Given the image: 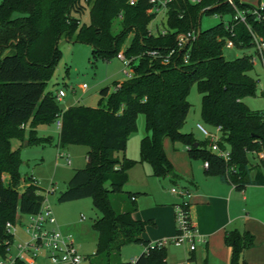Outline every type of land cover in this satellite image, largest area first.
<instances>
[{"label":"trees","instance_id":"trees-1","mask_svg":"<svg viewBox=\"0 0 264 264\" xmlns=\"http://www.w3.org/2000/svg\"><path fill=\"white\" fill-rule=\"evenodd\" d=\"M238 5L252 7L249 3ZM148 6L147 0H137L133 5L128 0L0 1V253L5 241L12 239L6 223L38 212L45 200L44 189L31 175L23 177L25 184L19 190L22 159L20 148L13 149L11 140L18 139L25 146L49 144L51 137L37 136L35 128L57 117L61 119L58 148L87 147L85 166L74 170L57 200L89 197L100 212L92 223L97 242L91 264H166L165 246L143 251L134 262L119 260L125 244L147 247L150 243L142 237L150 221L134 218L136 202L132 193L124 190L128 170L136 161L118 156L124 152L127 135L139 114L144 115L148 131L140 140L139 162L148 163L152 175L164 177L173 172L163 149L164 139L169 138L187 145L190 157L207 160L208 174L227 181L225 164L210 152L208 141H197L190 132L181 131L191 108L188 94L193 84L201 95L202 122L209 127L221 126L220 144L229 146L232 162L237 165L238 172L231 175V181L236 186L264 183V159L257 168L261 178H251L250 157L264 153V122L261 110H251L243 102L255 94L257 85L249 74L253 68L250 55L233 59L223 55L224 38L230 31L222 21L200 29L202 15L231 16L234 9L223 0H172L167 12L168 33L151 35L148 25L153 16L147 12ZM86 10L88 23L80 20ZM120 15L121 28L113 34V20ZM249 23L264 36V19L258 22L250 17ZM193 28H199V35L189 47L188 63L178 56L176 64H163L160 58L147 54L151 49L166 53L175 47L176 33ZM234 32L236 41L241 39L244 47H251L243 24H237ZM130 34L129 43L122 49ZM62 35L90 45L93 57L109 59L122 49L125 57L132 59L131 77L114 82L112 89L101 88L96 106L76 104L60 109L56 94L46 91V84L60 56L58 40ZM3 174L9 177L7 183L2 182ZM120 192H126L129 202L119 211L110 194ZM224 240L231 247L230 264H240L244 249L253 243L251 234L238 230L226 231ZM15 264L23 262L17 260Z\"/></svg>","mask_w":264,"mask_h":264},{"label":"rangeland","instance_id":"rangeland-1","mask_svg":"<svg viewBox=\"0 0 264 264\" xmlns=\"http://www.w3.org/2000/svg\"><path fill=\"white\" fill-rule=\"evenodd\" d=\"M1 1V0H0ZM256 2L257 0H248ZM223 19H226L224 17ZM81 22L88 23L89 14L86 10L80 16ZM220 21L218 15L204 14L200 20V29L208 28ZM159 22V17L152 21L151 25ZM121 15L113 20L112 33H117L121 28ZM131 34L127 37L122 49L129 43ZM58 48L60 56L53 68V74L46 84V91L50 90L56 93L58 89L65 91V96L58 100L60 109L67 103L83 104L87 106H96L100 97L99 91L101 88L108 86L113 88L114 82L122 81L126 78L123 62L118 56H113L109 59H104L99 56H92V47L88 44L72 42L66 39L64 35L58 40ZM121 49V50H122ZM251 47H223V55L227 59H233L245 54L252 53ZM249 74L256 80V91L254 95L246 96L243 102L251 110L264 109V71L258 65H253ZM82 83H86L88 88L83 91L79 87ZM188 100L191 103V108L186 118L181 131L190 132L197 141L204 140V136L197 130L196 123H203L200 116L201 95L197 90L196 84H193L188 94ZM55 118L52 122L42 124L38 129L39 135H51L57 137L58 127ZM205 124V123H203ZM207 126V125H206ZM210 128L209 126H207ZM148 134L143 114H139L135 119L134 127L129 131L126 139V148L124 152H119V156H125L136 161L134 168L129 173V184L124 190L137 194V202L139 203V216L141 220L150 221L148 228L145 230L146 236L151 243H155L162 239H171L177 233V216L175 205L172 206L171 218L174 228V233L170 236L156 237L159 228L156 227V217L163 222L167 217V209L171 207L170 203H179L178 195L170 192L173 186L171 177L155 176L141 172L138 167L140 157V140ZM12 148L15 149L21 144L18 139H12ZM164 152L172 164L173 172L180 176L188 177L191 173L198 174L202 172L203 159L190 157L187 151V145L182 141L172 142L169 138L163 141ZM87 147L84 145H68L65 149H58L55 145L42 147L39 145L23 146L20 149L22 164L19 171L22 179L19 185V190L25 184L23 177L33 173L37 177L38 185L44 190L45 195L44 205L49 206L57 223L61 225V229L72 235L74 244L84 259L80 264H91L94 259V253L97 242V232L92 228V223L101 216L92 204L89 197L77 199L73 201L59 202L57 196L60 191L64 190L67 181L71 177L73 171L77 168L85 166ZM61 155V156H60ZM68 156L71 162L68 164L65 157ZM257 160V159H256ZM136 165V166H135ZM132 166V167H133ZM187 173V175H186ZM8 175H2V182L7 183ZM51 187L53 190L51 191ZM110 198L116 210H123L128 204L126 192L111 193ZM155 215V216H154ZM26 217L22 221H25ZM21 222L17 221V238L24 237L21 228ZM163 229V228H162ZM161 233V232H160ZM155 238V239H154ZM201 239L195 238V254L198 257L201 254L198 242ZM167 249V263L186 264L188 244L175 246L172 243L165 245ZM142 250L140 243H128L122 246L119 260L128 261L131 257L138 255ZM89 256V258H85ZM203 261L206 255L203 254ZM114 262V260H113Z\"/></svg>","mask_w":264,"mask_h":264},{"label":"built area","instance_id":"built-area-1","mask_svg":"<svg viewBox=\"0 0 264 264\" xmlns=\"http://www.w3.org/2000/svg\"><path fill=\"white\" fill-rule=\"evenodd\" d=\"M137 0H128L130 5L136 3ZM172 0H147L149 6L147 12L153 17L148 25V31L151 35H165L168 33L167 12ZM191 3H198L201 0H189ZM232 6L234 13L231 16L214 14L220 17L225 25V28L230 31V36L224 38V47L232 48L235 46L244 47L243 41L235 38L234 28L237 24H243L251 39L252 53L249 61L252 65L258 64L264 71V36L253 29L249 23L250 17L261 22L264 19V0H259L252 7H240L238 3H246L242 0H223ZM209 8V7H205ZM204 8V9H205ZM203 10V9H202ZM159 17V22L151 25L155 18ZM226 17V19H223ZM199 35V28H193L185 32H178L175 35L176 45L170 48L166 53H161L159 49H151L147 54L152 57L160 58L163 64H176L177 57L181 56L184 64L189 60V47ZM181 51H184L181 52ZM117 56L121 59L125 68L126 77H131L133 71L130 66L131 58L125 57L123 51H119ZM81 90L85 91L88 88L86 83H82ZM57 100H61L65 96L63 89L56 91ZM262 121L264 122V109L260 111ZM57 127L61 125L60 117L56 119ZM197 130L204 136L208 142V149L211 153L223 160L225 164V179L231 181V175L238 172L237 165L232 162V156L229 146H221L222 131L221 126L217 125L208 128L206 124L196 123ZM258 163L264 159V153H254ZM61 156V155H60ZM66 162L70 163V158L65 157ZM204 166L208 167V161H204ZM35 181L34 177H32ZM53 187H51V191ZM171 192L180 196L182 200L175 205L177 216V233L171 239H162L155 243H149L144 251L148 252L149 248L164 247L168 242L175 246H180L187 243L189 250L195 249L196 234L189 218V192L184 187L174 186ZM45 202V200H44ZM36 213L27 214L26 220L21 223V228L24 237L17 238V228L15 223L7 222L6 230L11 235L12 239L5 241L6 246L3 253H0V264H15L21 261L23 264H80L84 256L80 254L74 244V239L71 234L63 232L57 225L56 219L49 208L44 205Z\"/></svg>","mask_w":264,"mask_h":264},{"label":"crops","instance_id":"crops-1","mask_svg":"<svg viewBox=\"0 0 264 264\" xmlns=\"http://www.w3.org/2000/svg\"><path fill=\"white\" fill-rule=\"evenodd\" d=\"M242 1L255 5L259 0L256 2L248 0ZM71 105L76 104L67 103L62 110ZM41 125L42 124L35 128L37 136L51 137V143L36 145L46 147L54 144L55 147L58 148L56 144L58 142L59 131L56 138L46 134L39 135L38 129ZM59 128L60 127H58V129ZM23 146L25 145L20 144L18 147L21 149ZM67 147H65V149ZM137 164L138 167L140 166L141 172L147 175L151 171L152 174L151 167L148 163L139 162ZM250 166H253L251 168V178L260 179L262 175L257 174V168L259 167L258 162L254 157H250ZM133 168L134 166L128 170V181L124 188L127 184H129V173H131ZM201 168L202 172H199L198 174L191 173L188 177L183 175L180 176L175 172L168 174V177H171L173 186L176 185L184 187L189 192L190 196L188 200L190 222L194 227L196 236L201 239L198 242V246L202 251L201 254L197 257L195 254L196 249L193 251L187 250L188 254L186 257V264H201L200 261L203 260V254L206 255L203 264H230L232 251L231 247L228 246L224 240L225 232L229 230L247 232L253 237L252 245L244 249L242 253V262H240V264H264V183H247L236 186L234 183L225 181L218 175L208 174L204 164H202ZM30 175L34 177L38 185L37 177L33 173ZM132 198H134L133 200L137 205V210L134 212L133 216L134 218L141 220L138 212L139 203L137 202V194L132 193ZM179 198L181 199V197ZM175 204L177 203H170L171 207L167 209L168 213L165 221L163 219L162 222L156 217V222L153 224L159 228L157 233L158 235L156 237L170 236L174 233L171 210L172 206ZM24 217H26V215H20L19 222L23 223L24 221L22 220ZM57 225L61 229V225L58 223ZM147 228L148 225L146 226V229ZM142 237L150 241L146 236L145 231L142 233ZM141 245V252L138 255L131 257L128 261L134 262L135 259L144 251L145 245ZM166 264H168L167 249ZM170 264L175 263L170 262Z\"/></svg>","mask_w":264,"mask_h":264},{"label":"water","instance_id":"water-1","mask_svg":"<svg viewBox=\"0 0 264 264\" xmlns=\"http://www.w3.org/2000/svg\"><path fill=\"white\" fill-rule=\"evenodd\" d=\"M195 145H197V142H195Z\"/></svg>","mask_w":264,"mask_h":264}]
</instances>
